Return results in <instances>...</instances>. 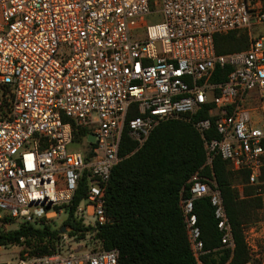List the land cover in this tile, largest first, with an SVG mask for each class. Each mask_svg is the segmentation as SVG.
Instances as JSON below:
<instances>
[{
	"label": "built area",
	"instance_id": "built-area-1",
	"mask_svg": "<svg viewBox=\"0 0 264 264\" xmlns=\"http://www.w3.org/2000/svg\"><path fill=\"white\" fill-rule=\"evenodd\" d=\"M258 28L264 0H0V227L66 228L49 254L11 246L15 264H118L116 249L87 242L108 221L106 186L122 159L124 130L137 150L159 122L192 121L204 165L219 156L258 185L264 167ZM229 32L244 33L247 47L217 54L214 36ZM131 111L137 115L127 119ZM210 128L216 137L206 139ZM82 179L84 194L73 208ZM189 183L179 208L193 256L203 254L193 212V200L202 197L213 208L221 245L232 249L214 180L195 173ZM71 212L72 222L88 228L84 238L64 225Z\"/></svg>",
	"mask_w": 264,
	"mask_h": 264
},
{
	"label": "trees",
	"instance_id": "trees-1",
	"mask_svg": "<svg viewBox=\"0 0 264 264\" xmlns=\"http://www.w3.org/2000/svg\"><path fill=\"white\" fill-rule=\"evenodd\" d=\"M247 47L244 33L229 32L214 36L217 54ZM228 72V68L225 72ZM220 76L217 81H224ZM137 115L131 111L127 119ZM206 116L199 114L197 119ZM80 130L75 133L78 139ZM205 138H215L212 128ZM135 143L124 130L119 144L121 161L112 168L106 186L104 213L108 221L87 242L103 250L116 249L118 264H246L252 260L245 229L264 218V204L257 189L264 193V167L256 186L248 183V173L232 172L219 156L204 165L206 152L201 134L192 121L170 119L159 122L143 145ZM213 179L223 201L234 243L232 249L221 245L213 208L207 197L193 200V212L200 230L203 254L196 259L190 249L179 208L180 196L189 197V179L195 174ZM84 194L80 181L73 208ZM71 208V210L73 209ZM70 219L64 225L79 231L84 238L88 228ZM58 230L50 226L21 225L13 230L0 227V246L24 245L30 255L54 251ZM22 238V240H21ZM258 262V261H257ZM260 264V262H258Z\"/></svg>",
	"mask_w": 264,
	"mask_h": 264
},
{
	"label": "rangeland",
	"instance_id": "rangeland-1",
	"mask_svg": "<svg viewBox=\"0 0 264 264\" xmlns=\"http://www.w3.org/2000/svg\"><path fill=\"white\" fill-rule=\"evenodd\" d=\"M264 31V28H258L256 31ZM69 151L75 150V146H70ZM264 221V218L260 214L259 220L254 224V227L256 228V231H260L261 229L263 231L259 232L260 234L255 237L253 233L250 231H247V243L251 250L252 260L248 262V264H264V225L262 224ZM16 224H9L7 227L4 228V230H13L16 229ZM248 230V227H247ZM0 258L2 262H10V264H15L17 255L16 251L11 246H0ZM258 261V262H257Z\"/></svg>",
	"mask_w": 264,
	"mask_h": 264
},
{
	"label": "crops",
	"instance_id": "crops-1",
	"mask_svg": "<svg viewBox=\"0 0 264 264\" xmlns=\"http://www.w3.org/2000/svg\"><path fill=\"white\" fill-rule=\"evenodd\" d=\"M238 33H242V32H238ZM246 36V35H245ZM262 200H263V204H264V197L262 196ZM263 225H264V221H263V223H262ZM251 226H253V228H250L249 227V230L248 231H250L251 233H253V235L255 236V237H257L260 233L259 232H261V231H263L262 229L260 230V231H258V233L257 232H255L256 231V228L254 227V225H251Z\"/></svg>",
	"mask_w": 264,
	"mask_h": 264
},
{
	"label": "water",
	"instance_id": "water-1",
	"mask_svg": "<svg viewBox=\"0 0 264 264\" xmlns=\"http://www.w3.org/2000/svg\"><path fill=\"white\" fill-rule=\"evenodd\" d=\"M88 140L91 141V142H93V140H94L93 136H92V135H89V136H88ZM65 232H66V228H65V226H63V227L59 230V233H65Z\"/></svg>",
	"mask_w": 264,
	"mask_h": 264
}]
</instances>
